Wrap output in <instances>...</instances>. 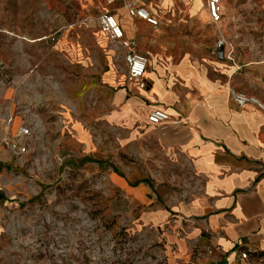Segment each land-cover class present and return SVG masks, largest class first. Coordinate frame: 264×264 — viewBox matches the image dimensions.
Wrapping results in <instances>:
<instances>
[{
	"label": "crops",
	"instance_id": "crops-1",
	"mask_svg": "<svg viewBox=\"0 0 264 264\" xmlns=\"http://www.w3.org/2000/svg\"><path fill=\"white\" fill-rule=\"evenodd\" d=\"M183 1L191 11L178 18L195 22L199 15L206 29L202 36L211 35L207 25H213L214 43L179 47L171 33L156 32L125 7L112 11L135 49L149 58L139 85L127 81L126 50L115 45L112 51L99 20L96 29L82 21L71 42L59 38L58 51L80 73L66 86L67 114L74 116L69 125L79 131L83 121L103 122L115 129L114 151L101 140L92 152H80L87 144L79 145V139L71 147L87 171L107 173L110 206L124 204L112 209L116 215L130 214L136 225L163 226L155 236L165 244L167 264H264V104L257 96L264 91L246 81L263 79L264 56L252 54L262 47L251 45V35L243 42L231 40L235 30L228 20L235 15L230 8L214 23L207 7L206 14L194 10L201 0ZM160 4L150 7L161 19ZM218 39L229 58L212 53ZM233 91L254 94L263 107L240 106ZM153 109L167 111L171 119L150 123ZM18 123L16 116L12 132ZM8 133L0 123V137ZM113 152L118 170L107 162ZM243 252H249L247 258Z\"/></svg>",
	"mask_w": 264,
	"mask_h": 264
},
{
	"label": "rangeland",
	"instance_id": "rangeland-1",
	"mask_svg": "<svg viewBox=\"0 0 264 264\" xmlns=\"http://www.w3.org/2000/svg\"><path fill=\"white\" fill-rule=\"evenodd\" d=\"M199 3L194 10L206 14V0ZM224 4L225 14L230 8L235 15L228 20L235 30L231 40L243 42L251 35V45L262 47L252 54L263 57L264 0ZM189 6L183 0H164L154 30L171 33L179 47L214 43L213 25H207L211 35L202 36L206 29L199 15L195 22L178 18L189 15ZM122 7L124 0H0V123L5 132L6 119L14 112L19 123L12 135L22 120L32 128L24 155L0 150V264H167L165 244L155 236L163 226L136 225L130 214L116 215L112 209L124 204L110 206L107 173L87 171L71 147L79 139V145H88L79 151L92 152L101 140L114 151L115 129L103 122L85 124L83 116V130L71 128L68 119L74 116L67 114L66 86L80 73L69 66L57 42L63 36L73 41L82 21L96 29L102 11ZM43 35L47 37L36 42L23 38ZM246 81L251 89L264 91V76ZM257 96L264 104V94ZM115 155L109 154L107 162L118 170Z\"/></svg>",
	"mask_w": 264,
	"mask_h": 264
},
{
	"label": "built area",
	"instance_id": "built-area-1",
	"mask_svg": "<svg viewBox=\"0 0 264 264\" xmlns=\"http://www.w3.org/2000/svg\"><path fill=\"white\" fill-rule=\"evenodd\" d=\"M161 1L162 0H124V7L131 17L142 19L153 28H157L160 25L161 19L150 7V4L153 3L156 4L154 6H157ZM206 3L212 21L214 23L221 22L225 11L224 0H206ZM98 20L100 30L108 36L111 42L126 50L125 62L127 65V81L130 84L139 85L149 68L148 56L135 49L133 42L126 36L123 26L112 11H103L99 15ZM223 46L224 41L218 39L212 49V53L219 59L229 58V54L225 52ZM2 63L3 61L0 60V64ZM233 94L236 102L240 106L248 103H256L259 107H263L262 103L253 96L237 91H233ZM15 117V115L10 114L6 119L5 124L9 133L6 136L0 137V146L6 147L10 152L17 156H21L25 154L29 147L28 139L32 134V128L28 123L21 119L22 122L18 126V129H16V134L12 135V124ZM170 119L171 115L163 109H153L148 114V121L152 124H160L169 121ZM248 255L249 252L242 253L243 258H247Z\"/></svg>",
	"mask_w": 264,
	"mask_h": 264
}]
</instances>
